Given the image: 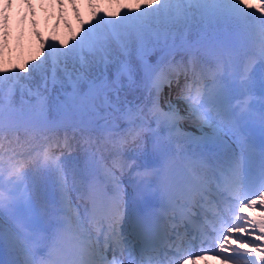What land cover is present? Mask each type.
<instances>
[{
  "label": "snow or ice",
  "instance_id": "6c2138e0",
  "mask_svg": "<svg viewBox=\"0 0 264 264\" xmlns=\"http://www.w3.org/2000/svg\"><path fill=\"white\" fill-rule=\"evenodd\" d=\"M41 49L0 63L2 264H264V0L94 7Z\"/></svg>",
  "mask_w": 264,
  "mask_h": 264
},
{
  "label": "bare ground",
  "instance_id": "6f19581e",
  "mask_svg": "<svg viewBox=\"0 0 264 264\" xmlns=\"http://www.w3.org/2000/svg\"><path fill=\"white\" fill-rule=\"evenodd\" d=\"M77 3L73 5L72 0H63V4L59 3L58 0H36V3H40V6H38V10H40V17H37L35 9H33V6L31 4V0H0V9L4 10V14L8 18L7 30L14 29L17 33V40L21 41L22 34L24 38H28L30 36V33L34 34L35 32V22L36 19L39 22L45 21L46 24V34L48 36H53L51 40L53 41H66L69 39V34L67 30L63 27V25H68L69 27L73 28L72 26H76L78 30H81V27L84 23H87L92 18V11L93 8L102 7L103 10H105L106 4L109 6L107 11H115L117 8H119V4L121 3L122 6L128 5L132 0H119V3H117V0H92L90 3L89 0H75ZM114 1L117 3V6H115ZM135 2V0H133ZM253 3H255V0H253ZM10 4H14V6H11L10 10L14 12V17H10V15L7 13V7ZM65 6V7H64ZM49 8H52V12L48 13ZM54 24L51 26L49 23L53 19ZM74 24L72 25L71 22ZM55 25V26H54ZM57 29V30H55ZM56 31V32H55ZM79 31L73 32L76 34ZM33 49L39 48V42H37L36 38L33 37ZM26 44V51H31V45L28 42ZM5 45L3 44V48ZM39 50V49H38ZM179 60V59H178ZM78 155V154H77ZM7 174V173H6ZM7 256V253H5ZM200 264H215V262L211 259V256H205L204 259L198 260Z\"/></svg>",
  "mask_w": 264,
  "mask_h": 264
},
{
  "label": "rangeland",
  "instance_id": "374dc122",
  "mask_svg": "<svg viewBox=\"0 0 264 264\" xmlns=\"http://www.w3.org/2000/svg\"><path fill=\"white\" fill-rule=\"evenodd\" d=\"M31 1L36 3V0H31ZM129 2H131V1H129ZM115 3L116 2L114 1V4ZM36 4L38 6H40L41 2L40 3H36ZM115 5H117V4H115ZM11 6H14V4H10L7 7V13L8 14L11 11L10 10ZM108 8H109V6L106 4L105 11H107ZM51 9L52 8H49L48 13L52 12ZM99 10H102V8H99ZM53 14H56V13L52 12V16H53ZM12 17H14V14H13ZM54 21H55L54 19L52 21H50V23H49L51 25V26H49L50 28L53 27L52 25L54 24ZM43 23H46V22L45 21L39 22L36 19V22H35V25H34L35 26V32H34V34L30 33L28 41H27V38L23 37V36L27 37L26 34L25 35L22 34L21 41H18L17 40L16 30H14V29L7 30V35L3 39V44L5 45V47L0 49V63L4 64L8 68H11L13 65L23 66L25 64V62L33 61L37 57L41 56V54H42L41 41H49V40H51V38H53V36H51V35L48 36L46 34V26ZM37 24H39V27H40L39 31H37ZM71 24L74 25L72 22H71ZM63 27L67 30V32L69 34V38L72 35H74L73 32L79 31L78 28L75 25L72 26L73 28L69 27L68 25H63ZM41 28H43L45 31L42 32ZM55 30H57V29H55ZM33 37H35L37 42H39L38 43L39 44V48H38L39 50L38 49L35 50V48L33 49V46H32V44L34 42L33 41ZM28 42L31 45V51H29V52L26 51V44H25V43L28 44ZM137 95H139V93H137ZM145 95H146V93H145ZM132 98H133L132 96H129V99H132ZM17 103H19V97H17ZM100 123L103 124L104 122L101 121ZM19 135H20L22 140L25 138V132L23 130H21ZM64 135H65V133L62 131L60 133V136L63 137ZM67 135H69V136L73 135V132H72L71 129L68 130ZM77 136H78V133H77ZM80 152H82V149H80L79 146L75 143V141H73V145H72V149H71L70 155L75 157ZM68 154L69 153H66V155H68ZM25 167L27 168L28 166L26 165ZM125 174H127V170H125ZM5 175H6V173H5ZM8 187H9V185L7 184V182H5V185H4L5 190H7ZM43 202L44 201L41 200V203H43ZM2 255H4V254H0V264H2V261L4 260Z\"/></svg>",
  "mask_w": 264,
  "mask_h": 264
}]
</instances>
